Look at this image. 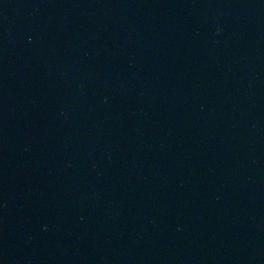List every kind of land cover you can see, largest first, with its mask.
<instances>
[{
	"label": "water",
	"instance_id": "95a60500",
	"mask_svg": "<svg viewBox=\"0 0 264 264\" xmlns=\"http://www.w3.org/2000/svg\"><path fill=\"white\" fill-rule=\"evenodd\" d=\"M0 264H264V0H0Z\"/></svg>",
	"mask_w": 264,
	"mask_h": 264
}]
</instances>
